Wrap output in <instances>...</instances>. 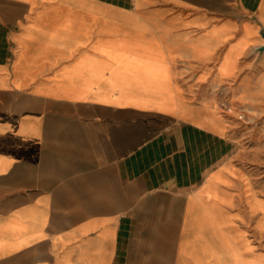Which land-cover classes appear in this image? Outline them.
<instances>
[{"label": "crops", "instance_id": "obj_1", "mask_svg": "<svg viewBox=\"0 0 264 264\" xmlns=\"http://www.w3.org/2000/svg\"><path fill=\"white\" fill-rule=\"evenodd\" d=\"M262 32L264 0H0V264H264L231 115L176 89L261 113Z\"/></svg>", "mask_w": 264, "mask_h": 264}, {"label": "rangeland", "instance_id": "obj_2", "mask_svg": "<svg viewBox=\"0 0 264 264\" xmlns=\"http://www.w3.org/2000/svg\"><path fill=\"white\" fill-rule=\"evenodd\" d=\"M176 89L179 97L187 102L198 104L212 100L222 113L231 115L229 131L239 145L235 164L253 190L264 197V111L252 114L238 106L232 107L225 88L213 86L197 72L180 76ZM241 114L245 117L240 118Z\"/></svg>", "mask_w": 264, "mask_h": 264}, {"label": "water", "instance_id": "obj_3", "mask_svg": "<svg viewBox=\"0 0 264 264\" xmlns=\"http://www.w3.org/2000/svg\"><path fill=\"white\" fill-rule=\"evenodd\" d=\"M262 36H263V38H264V32H262ZM259 50H260V51H263V50H264V44H263L262 46L259 47Z\"/></svg>", "mask_w": 264, "mask_h": 264}, {"label": "built area", "instance_id": "obj_4", "mask_svg": "<svg viewBox=\"0 0 264 264\" xmlns=\"http://www.w3.org/2000/svg\"><path fill=\"white\" fill-rule=\"evenodd\" d=\"M239 117L240 118H244L245 117V114H241Z\"/></svg>", "mask_w": 264, "mask_h": 264}]
</instances>
